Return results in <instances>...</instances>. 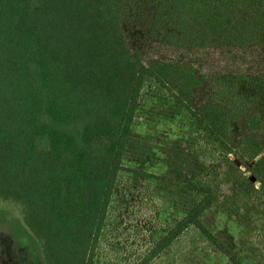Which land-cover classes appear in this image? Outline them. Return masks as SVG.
I'll return each mask as SVG.
<instances>
[{
    "label": "trees",
    "instance_id": "16d2710c",
    "mask_svg": "<svg viewBox=\"0 0 264 264\" xmlns=\"http://www.w3.org/2000/svg\"><path fill=\"white\" fill-rule=\"evenodd\" d=\"M181 1L163 16L192 60L133 50L138 0H0V264H93L147 77L264 189V74L246 67L264 52V0ZM190 186L206 197L157 251L190 225L218 246L197 220L211 185Z\"/></svg>",
    "mask_w": 264,
    "mask_h": 264
},
{
    "label": "rangeland",
    "instance_id": "374dc122",
    "mask_svg": "<svg viewBox=\"0 0 264 264\" xmlns=\"http://www.w3.org/2000/svg\"><path fill=\"white\" fill-rule=\"evenodd\" d=\"M161 1L138 0L126 27L133 50L144 60H192L194 52L180 49L163 16L168 3L183 7L182 1ZM200 67L207 70V62ZM246 67L264 74V52ZM263 95L258 109L264 120ZM247 108L232 115L237 133L244 131L246 111L252 112ZM121 164L93 264H234L230 258L264 264V189L248 160L225 151L150 77L141 86ZM191 184L211 185L214 201L197 220L218 246L190 225L157 251L206 197Z\"/></svg>",
    "mask_w": 264,
    "mask_h": 264
}]
</instances>
